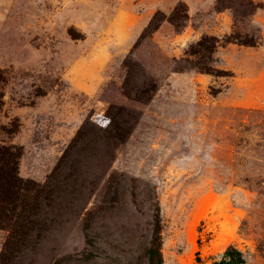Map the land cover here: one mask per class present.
Segmentation results:
<instances>
[{
  "label": "rangeland",
  "instance_id": "1",
  "mask_svg": "<svg viewBox=\"0 0 264 264\" xmlns=\"http://www.w3.org/2000/svg\"><path fill=\"white\" fill-rule=\"evenodd\" d=\"M0 144L43 230L0 264H146L155 207L162 264H264V0H0Z\"/></svg>",
  "mask_w": 264,
  "mask_h": 264
},
{
  "label": "trees",
  "instance_id": "2",
  "mask_svg": "<svg viewBox=\"0 0 264 264\" xmlns=\"http://www.w3.org/2000/svg\"><path fill=\"white\" fill-rule=\"evenodd\" d=\"M177 9L174 10L173 23ZM177 26V25H175ZM208 37L202 38L198 45L200 49L213 52L215 42ZM251 44V43H243ZM200 70L209 72L207 67ZM122 134H116L114 138L121 140ZM21 148L11 144H0V230H5L8 237L5 240L0 259L11 260L27 246L32 234L39 238L43 230L37 227L35 217L37 215V200L40 189L34 182L22 179L18 175V162L21 156ZM151 225V236L145 251L146 264H162L160 254V216L158 207L153 211ZM34 238V237H33ZM8 252V253H7ZM19 254V253H18ZM17 254V255H18ZM213 264H244L242 253L234 246H228L218 260Z\"/></svg>",
  "mask_w": 264,
  "mask_h": 264
}]
</instances>
